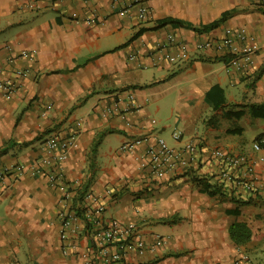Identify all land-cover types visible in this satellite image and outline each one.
<instances>
[{"label":"crops","instance_id":"0c3cea01","mask_svg":"<svg viewBox=\"0 0 264 264\" xmlns=\"http://www.w3.org/2000/svg\"><path fill=\"white\" fill-rule=\"evenodd\" d=\"M142 4L151 9L146 20L138 16ZM223 16L219 25L199 30ZM90 17L93 24L86 22ZM166 18L180 22L163 25ZM228 26L245 27L257 38L258 51L241 69L229 68L215 50H193L177 63L156 58L171 33L194 49L197 40L222 36ZM0 67V79L29 70L17 79L12 98L0 88V171H6L0 264H92L94 235L85 211L98 202L86 197L88 191L103 195L107 219L136 221L148 239L168 237L155 253L133 252L122 264H233L243 253L250 258L243 264H264V187L249 192L225 181L209 153L221 146L264 157L252 146L264 135V116L251 109L264 104V10L258 0H0ZM216 84L226 96L219 108L208 96ZM130 94L141 109L126 119L103 115L115 101L132 103ZM174 129L199 140L198 168L158 179L140 164L141 151L120 150L128 137L151 133L178 146ZM249 130L258 131L251 142ZM75 131L68 158L44 165L47 140ZM256 173L264 183V159ZM66 219L72 224L63 239ZM236 222L252 229L246 243L231 236Z\"/></svg>","mask_w":264,"mask_h":264},{"label":"built area","instance_id":"2783aa9c","mask_svg":"<svg viewBox=\"0 0 264 264\" xmlns=\"http://www.w3.org/2000/svg\"><path fill=\"white\" fill-rule=\"evenodd\" d=\"M264 3V0H262ZM139 18L146 20L150 17L151 9L148 4H142L139 8ZM95 17L87 18L88 24H93ZM256 37L250 35L245 27L228 26L222 36L206 37L195 42L194 49L190 48L186 42L178 41L176 35H168L166 43L157 47V59L167 60L170 63H177L188 59L192 51L215 50L221 53L227 59V66L230 68L241 69L243 62L250 59L252 53L259 49ZM176 46L178 51L171 52L170 46ZM27 54V53H25ZM135 58V55H131ZM0 72L2 68L0 67ZM28 69L18 70L16 78L0 79V88L4 91L6 98L10 99L18 89L17 79L26 76ZM132 103L125 104L123 107L118 101L106 105L103 109L104 116L119 115L127 118L130 111L141 109L137 105L132 94L129 95ZM157 118H152V124H157ZM83 120H78V126L81 127ZM131 125V122L128 121ZM79 131L73 132L67 137L54 136L47 140L46 149L48 153L43 157L44 165L62 164L69 156L70 150L76 145ZM172 138L181 143L175 146L162 135L151 133L145 136H130L120 145V150L127 154H135L141 151L140 164L147 168L149 172L158 179H164L181 171H190L198 168L201 162L202 148L199 140L194 137L185 138V134L180 129H174ZM253 151L264 150V135H261L253 141ZM210 156L217 159L221 165L219 171L220 177L225 181L241 186L249 192L258 191L260 183L256 173L257 162L264 157H255L250 153H234L221 146L211 147ZM23 170V166L19 167ZM6 171H0V183L5 178ZM53 178V177H52ZM113 193L112 188L106 190V195ZM102 194L95 191H88L86 197L92 202H98L96 206L89 207L85 211V218L88 222L87 228L94 235V259L90 260L92 264H122L127 260L130 253L145 255L149 252L155 253L161 247L167 245L168 237L156 233L153 239H148L144 235L143 227L136 221H126L118 217H105L106 205L99 203ZM72 224V219H66L62 231V238L68 235V228ZM249 255L241 254L233 264H243L249 260Z\"/></svg>","mask_w":264,"mask_h":264},{"label":"trees","instance_id":"16d2710c","mask_svg":"<svg viewBox=\"0 0 264 264\" xmlns=\"http://www.w3.org/2000/svg\"><path fill=\"white\" fill-rule=\"evenodd\" d=\"M227 14H228V12L224 13L223 15L226 16ZM224 16L222 18L212 22L208 27H206V29H199V30L201 32L208 31V29H211V28L219 25V23L224 20ZM170 21L171 22H180V21H177L175 19L166 18L163 20L162 24L165 25V24L169 23ZM208 96L211 99H213V101L215 103V108H219L226 99L225 91L219 84H216L211 88V90L208 92ZM251 109L256 116H264V104H252ZM243 112H244L243 110H240L236 113L238 115H241ZM237 129L241 130V128H237ZM235 130L236 129H232L231 132H233ZM208 186L209 187L213 186L215 189L217 188L216 184H214V185L208 184ZM230 232H231L232 238L238 244L246 243L252 237V229L250 228V226L246 222L233 223L231 225Z\"/></svg>","mask_w":264,"mask_h":264},{"label":"rangeland","instance_id":"374dc122","mask_svg":"<svg viewBox=\"0 0 264 264\" xmlns=\"http://www.w3.org/2000/svg\"><path fill=\"white\" fill-rule=\"evenodd\" d=\"M258 4L262 6V9L264 10V3L262 0H258ZM231 121V119H230ZM203 121H200V124H202ZM258 134V131H248L245 135H246V140L247 142H251V140H253Z\"/></svg>","mask_w":264,"mask_h":264}]
</instances>
